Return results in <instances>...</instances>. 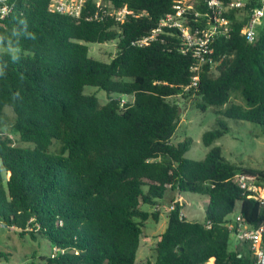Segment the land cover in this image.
I'll use <instances>...</instances> for the list:
<instances>
[{
    "label": "trees",
    "instance_id": "1",
    "mask_svg": "<svg viewBox=\"0 0 264 264\" xmlns=\"http://www.w3.org/2000/svg\"><path fill=\"white\" fill-rule=\"evenodd\" d=\"M0 1L8 7L0 19V115L11 108L12 130L29 144L17 145L0 125V223L65 249L48 264H136L144 222L160 217L142 206L155 207L168 191L189 192L207 197L204 219L188 221L175 203L154 264H254L247 244L229 247L227 224L237 205L246 223L264 224V205L234 181L240 173L264 185V171L241 169L211 147L228 131L220 120L202 135L211 147L205 158H187L192 139L173 143L181 110L168 98L199 99L206 110L238 94L244 105L216 112L264 126V22L247 42L245 17L232 13L230 36L212 45L214 64L186 91L195 60L181 52L178 33L137 43L175 0H85L79 18L50 12L51 0ZM123 8L121 23L113 13ZM113 41L109 62L89 54L88 43ZM86 86L108 101L85 94ZM8 256L0 250V260Z\"/></svg>",
    "mask_w": 264,
    "mask_h": 264
},
{
    "label": "rangeland",
    "instance_id": "2",
    "mask_svg": "<svg viewBox=\"0 0 264 264\" xmlns=\"http://www.w3.org/2000/svg\"><path fill=\"white\" fill-rule=\"evenodd\" d=\"M88 46L89 54L93 58L104 62H109L116 51L115 41L104 44L88 43ZM213 72L216 73L215 66ZM84 92L85 94L96 95L100 104H105L108 101L106 93L96 87L86 86ZM168 100L178 104L181 110L177 130L172 137L173 143L182 142L186 138L192 139L191 147L186 153L187 158L201 160L205 158L211 147L219 146L223 157L239 168L264 171V126L226 118L221 113L216 112L217 110L224 111L232 103L244 105L241 96L233 94L230 102L225 107L219 109L209 107L206 110H202L197 106L196 103L199 99H185L179 95L170 97ZM14 118L15 115L11 108L6 107L0 115L1 130L16 141L17 145L29 146V144L21 143L18 134L12 130ZM219 120L228 128L227 133L217 139L211 147H205L202 142L203 133L218 128L217 121ZM58 147V143H54L51 150L55 152ZM174 196H179L180 201L184 204L183 212L188 221L194 222L204 219L207 197L199 194L168 191L155 207L143 205L142 209L145 211H159L160 217L158 221L150 218L144 222L136 264L147 262L154 264V248L159 236L166 229L167 216L173 206ZM238 208L237 205L236 211L230 215L231 219L238 216ZM243 245L244 243L238 242L231 235L229 244L231 249ZM0 250L9 253L8 260H0V264H48L46 258L50 255L51 247L45 240L32 241L28 237L21 238L13 228H7L0 223Z\"/></svg>",
    "mask_w": 264,
    "mask_h": 264
},
{
    "label": "built area",
    "instance_id": "3",
    "mask_svg": "<svg viewBox=\"0 0 264 264\" xmlns=\"http://www.w3.org/2000/svg\"><path fill=\"white\" fill-rule=\"evenodd\" d=\"M84 1L51 0L49 11L79 18ZM96 1L100 5V2ZM7 12L8 7L3 1H0V19H3ZM232 13L240 19L245 17L241 31L247 42H253L259 29L263 26L264 0H254V3L251 0H175L173 11L162 17L157 28L152 30L148 37L139 40L137 43L147 45L155 39L158 33H172L171 31L178 33L181 52L190 54L195 60L191 67V71L194 72L192 82L185 87L187 91L191 87L197 86L203 66L214 64L211 57L212 45L217 38L230 36ZM113 14L115 19L122 23L128 11L123 8ZM234 181L250 198L264 205V185L258 182L256 178L237 173ZM180 200V197L176 196L172 204L181 203ZM180 215L186 218L183 210ZM227 226L231 235L238 242L248 245L254 258V264H264V224L254 227L246 223L238 214V216L230 219ZM65 252V249L53 247L49 256L55 258Z\"/></svg>",
    "mask_w": 264,
    "mask_h": 264
},
{
    "label": "clouds",
    "instance_id": "4",
    "mask_svg": "<svg viewBox=\"0 0 264 264\" xmlns=\"http://www.w3.org/2000/svg\"><path fill=\"white\" fill-rule=\"evenodd\" d=\"M30 36H31V33H30ZM33 38H34V37H33ZM2 43H3V37H0V45H2ZM15 51H18V49L15 50ZM16 59H18V56L13 55V60H16Z\"/></svg>",
    "mask_w": 264,
    "mask_h": 264
},
{
    "label": "water",
    "instance_id": "5",
    "mask_svg": "<svg viewBox=\"0 0 264 264\" xmlns=\"http://www.w3.org/2000/svg\"><path fill=\"white\" fill-rule=\"evenodd\" d=\"M122 98H123V99H125V98H126V96H122Z\"/></svg>",
    "mask_w": 264,
    "mask_h": 264
},
{
    "label": "crops",
    "instance_id": "6",
    "mask_svg": "<svg viewBox=\"0 0 264 264\" xmlns=\"http://www.w3.org/2000/svg\"><path fill=\"white\" fill-rule=\"evenodd\" d=\"M174 197H176V196H174Z\"/></svg>",
    "mask_w": 264,
    "mask_h": 264
}]
</instances>
